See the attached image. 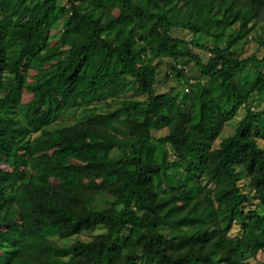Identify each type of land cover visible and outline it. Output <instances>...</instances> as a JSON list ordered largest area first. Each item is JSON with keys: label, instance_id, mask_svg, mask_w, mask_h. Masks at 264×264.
<instances>
[{"label": "trees", "instance_id": "trees-1", "mask_svg": "<svg viewBox=\"0 0 264 264\" xmlns=\"http://www.w3.org/2000/svg\"><path fill=\"white\" fill-rule=\"evenodd\" d=\"M253 32L264 0H0V264H264Z\"/></svg>", "mask_w": 264, "mask_h": 264}, {"label": "rangeland", "instance_id": "rangeland-1", "mask_svg": "<svg viewBox=\"0 0 264 264\" xmlns=\"http://www.w3.org/2000/svg\"><path fill=\"white\" fill-rule=\"evenodd\" d=\"M172 35L175 37H181L185 39L186 41L194 40L196 43L201 44V45L203 44L211 45L212 43V39L210 38H206L200 35L192 36L188 32L183 31V30H174ZM259 35H262L261 32H253L250 35V37L247 38L246 43L243 42L236 46L235 52L237 53L239 58L244 59L250 56H254L260 59L261 57L264 56V47L258 45L256 42V39ZM190 50L195 56H197L200 59L202 63H206L208 58L210 57V54L205 49H198L194 46H191ZM168 63H169L168 59H163L157 65L155 91L156 93L159 94V93H166L170 90H173L175 93L181 94L182 88H180V86L177 84L176 79L170 74H169V77L166 78V75L168 74ZM184 71H185L184 72L185 77L188 80H190L189 82H193L198 79V72L193 63H189ZM128 96L130 97L131 93ZM27 99L28 97L25 95L22 101H26ZM137 99L141 100V99H144V97H137ZM249 107L259 113L261 111H264V102L261 99H259L257 95H254L251 98ZM94 108L96 112H105L107 110L103 104H98ZM82 113H83L82 110L77 111L72 118H70L69 120L65 122L66 123L74 122L77 118L81 116ZM243 116H244V110L240 109L237 117L226 126L222 136L226 137L230 135L231 133H233L238 121L242 119ZM60 126H61V123L57 122L52 126L51 129L56 130V129H59ZM164 134H165V130L152 132V135L154 137H159ZM237 233H238V227L234 226L232 228L231 235L235 236L237 235ZM83 238L84 236L81 237V239ZM259 260L264 261V254L259 255Z\"/></svg>", "mask_w": 264, "mask_h": 264}]
</instances>
